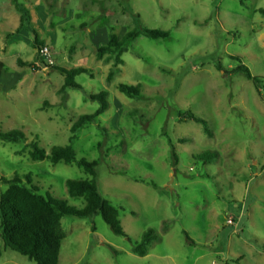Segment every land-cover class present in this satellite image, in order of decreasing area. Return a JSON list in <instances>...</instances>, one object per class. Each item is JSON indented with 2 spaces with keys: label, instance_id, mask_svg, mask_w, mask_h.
Returning <instances> with one entry per match:
<instances>
[{
  "label": "rangeland",
  "instance_id": "obj_1",
  "mask_svg": "<svg viewBox=\"0 0 264 264\" xmlns=\"http://www.w3.org/2000/svg\"><path fill=\"white\" fill-rule=\"evenodd\" d=\"M17 1L51 64L18 66L19 59L44 61L24 42L4 56L0 132L20 130L25 142H0V193L1 179L17 174L27 183L28 176L41 195L81 209L65 181L88 176L74 164L30 160L27 144L37 141L46 154L66 145L78 116L98 107L88 96L107 93V109L83 127L73 149L77 159L98 161L99 191L120 208L127 237L114 235L99 215L64 216L58 264H264V0ZM10 5L0 0V45L17 23ZM136 17L171 38L138 36L107 82L113 59L96 53ZM240 64L259 78L257 86L233 73ZM53 67L88 72L74 79L80 89L61 91L64 79ZM119 83L138 85L140 97H125ZM184 112L203 119L210 135L179 121ZM205 151L218 156L197 160ZM150 227L156 238L137 256L131 246ZM0 264L34 263L0 240Z\"/></svg>",
  "mask_w": 264,
  "mask_h": 264
},
{
  "label": "trees",
  "instance_id": "obj_2",
  "mask_svg": "<svg viewBox=\"0 0 264 264\" xmlns=\"http://www.w3.org/2000/svg\"><path fill=\"white\" fill-rule=\"evenodd\" d=\"M13 8L19 14V26L25 27L31 36V46L37 50L42 43L38 35L31 26L30 16L26 8L17 0H10ZM136 17L134 27L126 32L121 38L113 33L107 37V44L98 49L96 58L102 59L108 55L113 59L111 68L106 76V81L110 82L113 76L118 72L122 64L121 55L126 52L128 45L138 36L142 35L151 40L167 41L171 38L170 31H161L158 29L143 28L140 26ZM18 66H32L39 69L40 66L47 68L46 64L34 58L27 63L20 59L17 60ZM3 70V64L0 62V75ZM63 76V85L61 91L65 89H80L74 79L80 74L88 71L84 68L62 69L53 67ZM234 74L242 75L251 80L255 86L259 83V78L251 76L248 69L241 65L233 71ZM119 93L129 99H138L140 97V88L138 85H129L119 83L116 86ZM106 91H100L97 94L89 95L91 101H96L98 107L90 114L78 116L75 122L69 128V137L64 146H53L46 154L38 146L37 141L27 144L28 156L32 161H48L51 165L64 163L65 165L74 164L81 168L88 176L87 179H67L65 181L66 191L70 198L82 199L83 207L77 209L71 207L66 201L50 196V194L41 195L39 189L31 185L28 176H25L27 183H24L19 175L14 174L10 179H1L6 185V189L0 193V240L4 247H8L19 255L27 258L34 264H58V255L61 241L65 238V232L61 226V219L64 216H71L78 219L90 218L99 215L110 231L121 237H127L123 232L119 222L120 208L112 204L107 198L101 195L98 187L97 167L98 161H87L84 158L77 159L73 149L75 138L83 127L94 123L107 109ZM179 121H192L200 124L204 134L210 135L206 122L196 117L191 112L178 113ZM0 142L20 144L25 142V135L20 130H9L0 132ZM101 145L98 143V150ZM218 156L217 152L205 151L197 155V160L207 163ZM177 157L172 151L171 166L175 167ZM137 180V179H136ZM138 182L145 183L141 180ZM149 184L150 183H145ZM156 236L153 228H147L141 235L138 242L131 246V251L137 256H145L148 246ZM112 249V247H109ZM115 252V251H113Z\"/></svg>",
  "mask_w": 264,
  "mask_h": 264
},
{
  "label": "crops",
  "instance_id": "obj_3",
  "mask_svg": "<svg viewBox=\"0 0 264 264\" xmlns=\"http://www.w3.org/2000/svg\"><path fill=\"white\" fill-rule=\"evenodd\" d=\"M10 6L13 8L12 4ZM19 17H20L19 14H18V17H14L17 20L16 25L13 27V29L8 34L2 36V43L0 45V62L3 64V70H2L1 75H0V83L1 84H2V79H1L2 73L5 69L4 56L7 53V51L11 50V49L13 50V48L19 47V44L21 42H24L26 44L31 43V41L29 39V35H28L24 26L21 27L19 30H17V28L19 26ZM39 41L43 42L41 40H39Z\"/></svg>",
  "mask_w": 264,
  "mask_h": 264
},
{
  "label": "built area",
  "instance_id": "obj_4",
  "mask_svg": "<svg viewBox=\"0 0 264 264\" xmlns=\"http://www.w3.org/2000/svg\"><path fill=\"white\" fill-rule=\"evenodd\" d=\"M38 54L40 57L43 58V62L45 64H51V60L49 58V51L48 48L46 46H41L38 48Z\"/></svg>",
  "mask_w": 264,
  "mask_h": 264
}]
</instances>
